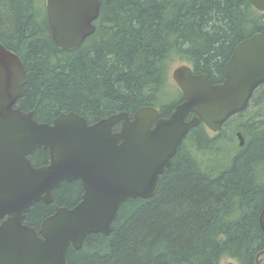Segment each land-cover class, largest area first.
<instances>
[{
    "label": "trees",
    "instance_id": "1",
    "mask_svg": "<svg viewBox=\"0 0 264 264\" xmlns=\"http://www.w3.org/2000/svg\"><path fill=\"white\" fill-rule=\"evenodd\" d=\"M95 26L80 46L62 49L51 37L43 0H0V42L19 55L28 77L18 106L40 122L67 111L94 122L156 107L163 103L169 58L219 70L237 42L264 31V12L248 0H102ZM262 89L234 115L243 146L233 130L227 133L231 127L215 138L202 124L192 128L154 196L123 202L112 231L89 233L80 249L69 247L68 264H220L224 256L256 264L264 249ZM173 105L161 104V115ZM29 158L41 165L49 155L39 148ZM81 194L78 180L63 181L51 203L31 205L25 222L38 228L56 205L71 207Z\"/></svg>",
    "mask_w": 264,
    "mask_h": 264
},
{
    "label": "water",
    "instance_id": "2",
    "mask_svg": "<svg viewBox=\"0 0 264 264\" xmlns=\"http://www.w3.org/2000/svg\"><path fill=\"white\" fill-rule=\"evenodd\" d=\"M101 1L45 0L54 43L62 49L80 46L95 31ZM248 1L264 11V0ZM172 76L181 99L166 118L156 107L141 106L132 116L122 111L89 122L67 111L40 122L32 110L17 105L26 69L19 55L0 42V264H68V247L79 249L89 233L108 235L123 202L153 197L191 128L202 121L217 131L247 107L264 83V32L235 45L220 84L193 75L184 64ZM237 137L242 146L240 132ZM39 148L49 155L44 165L29 158ZM73 180L82 187L77 204L57 205L38 228L25 222L32 204L51 203L60 183ZM258 221L264 233V203Z\"/></svg>",
    "mask_w": 264,
    "mask_h": 264
},
{
    "label": "flooded vegetation",
    "instance_id": "3",
    "mask_svg": "<svg viewBox=\"0 0 264 264\" xmlns=\"http://www.w3.org/2000/svg\"><path fill=\"white\" fill-rule=\"evenodd\" d=\"M250 3V2H249ZM252 7L255 9V10H257L253 5H252ZM259 13H263L264 11H259V10H257ZM260 32H264V31H260ZM254 33H258V32H254ZM254 33H251V34H249V35H247V36H250V35H252V34H254ZM247 36H245L244 38H246ZM243 38V39H244ZM242 39V40H243ZM241 41V40H240ZM239 41V42H240ZM238 43V42H237ZM236 43V44H237ZM235 44V45H236ZM235 45H234V47H235ZM234 47H232V51H233V49H234ZM232 51H231V53H232ZM231 53H230V55H231ZM230 55H229V57H230ZM229 57L226 59V60H224V62H223V64H222V68L221 69H219V70H217V69H209V70H207V71H202V70H198V69H196L195 67H194V65L193 64H191V63H189V62H187V61H185L184 60V62H186V63H180V64H178L175 68H177L178 66H180V65H188L189 67H190V69H191V73L193 74V75H198V76H200V75H205V78L208 80V81H211V83L212 84H220V83H222L223 81H224V79H225V64H226V62H227V60L229 59ZM174 59H179V58H173L172 60H174ZM180 60V59H179ZM167 68H169V65H167ZM174 68V69H175ZM174 69H173V71H174ZM173 71H172V73H173ZM166 81H176L175 79H174V77L171 75V76H167V79H166ZM175 84H176V86H175V88H176V92H177V99L176 100H171V101H167L168 103L169 102H174V105H173V109H172V111L174 110V106H175V104H177L179 101H180V99H181V90L179 89V87H178V85H177V83L175 82ZM264 86V83L263 84H261L260 86H258L254 91H253V94H252V96H251V98L253 97V96H255V95H259L260 94V91H263V89H262V87ZM251 98H250V100H251ZM250 100H249V102H250ZM164 103V102H163ZM163 103H161V104H163ZM161 104H159V105H157L156 106V108L158 109V112L160 113V105ZM249 104V103H248ZM248 106V105H247ZM154 107V106H153ZM172 111H170L168 114H166L165 116H162L161 115V113H160V116L161 117H168L170 114H171V112ZM126 112V111H125ZM119 113V112H118ZM134 113V112H133ZM132 113V114H133ZM114 114V113H113ZM236 114H238V113H236ZM236 114H235V116H236ZM130 115V114H129ZM194 114L193 113H190V114H188L187 115V117H186V119H190L192 116H193ZM130 116H132V115H130ZM235 116L233 115V116H231V117H229L227 120H225L224 122H223V124L221 125V127L217 130V131H213V130H211L204 122H202V121H200L199 122V124L197 125V126H199L200 124H202L203 126H204V128H205V130H206V134H207V136L208 137H210V138H215V137H217L219 134H220V132L223 130L224 131V129H226L227 127H231L230 128V131H228L227 133H229V134H231V130H233V139H234V141H235V143L238 145L239 144V140H238V137H237V133L238 132H240V134H241V136H243L242 138H243V141H244V143H243V145L245 144V135L241 132V129H240V127H239V123H240V120H238L237 118H235ZM231 119H235V120H231ZM119 124V127L116 129L115 127L117 126ZM118 124H116L115 125V130H118V129H120V123H118ZM197 126H195V127H197ZM194 128V127H193ZM191 130H192V128H191ZM190 130V131H191ZM190 131H189V133H190ZM222 131V132H223ZM188 133V134H189ZM187 134V135H188ZM186 135V136H187ZM186 136L184 137V139L182 140V142H181V144L179 145V146H181L182 145V143H183V141L185 140V138H186ZM242 145V146H243ZM239 146V145H238ZM241 147V146H240ZM179 148V147H178ZM172 160V159H171ZM44 164H46V163H42L41 165H44ZM79 181V180H78ZM66 182H71V181H66ZM80 182V181H79ZM81 185V184H80ZM82 195V194H81ZM81 200V199H80ZM79 200V201H80ZM77 204V203H76ZM57 206V205H56ZM55 206V207H56ZM59 206V205H58ZM74 206V205H73ZM55 207H54V209H55ZM72 207V206H71ZM54 211V210H53ZM53 213V212H52ZM69 247H72V246H69ZM68 247V248H69ZM73 248V247H72ZM75 249V248H74ZM67 251H68V249H67ZM264 254V253H263ZM66 256H67V252H66Z\"/></svg>",
    "mask_w": 264,
    "mask_h": 264
},
{
    "label": "rangeland",
    "instance_id": "4",
    "mask_svg": "<svg viewBox=\"0 0 264 264\" xmlns=\"http://www.w3.org/2000/svg\"><path fill=\"white\" fill-rule=\"evenodd\" d=\"M40 5L42 4V0H38ZM43 5L45 6V0H43ZM174 57V56H173ZM176 58V57H175ZM171 60H169L167 62V65H169V68H167V73L166 75L167 76H171L172 75V71L173 69L178 65L180 64L181 62L182 63H186L184 62L183 60H179V59H174L172 60L173 58H169ZM176 84L174 81H166L163 89L165 90V93H164V96H163V102L165 101H171V100H176L177 99V90L175 88ZM264 88V86H263ZM220 144V143H219ZM196 156L198 157H203V152H198L196 153ZM257 259L259 261L260 264H264V255L263 254H259L257 256ZM228 262H235L238 264V262L230 257H227V256H224L221 261H220V264H228Z\"/></svg>",
    "mask_w": 264,
    "mask_h": 264
},
{
    "label": "bare ground",
    "instance_id": "5",
    "mask_svg": "<svg viewBox=\"0 0 264 264\" xmlns=\"http://www.w3.org/2000/svg\"><path fill=\"white\" fill-rule=\"evenodd\" d=\"M80 249V248H79Z\"/></svg>",
    "mask_w": 264,
    "mask_h": 264
}]
</instances>
